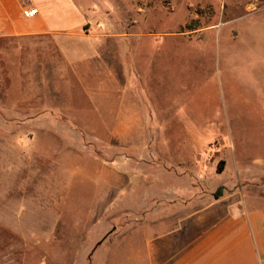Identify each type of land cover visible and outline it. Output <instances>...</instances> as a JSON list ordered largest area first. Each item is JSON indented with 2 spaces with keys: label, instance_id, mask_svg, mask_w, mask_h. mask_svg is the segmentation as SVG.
Instances as JSON below:
<instances>
[{
  "label": "rangeland",
  "instance_id": "374dc122",
  "mask_svg": "<svg viewBox=\"0 0 264 264\" xmlns=\"http://www.w3.org/2000/svg\"><path fill=\"white\" fill-rule=\"evenodd\" d=\"M72 1L93 20L80 72L50 37L0 39V264H145L150 195L264 182V0ZM179 163L197 177L148 189L146 165Z\"/></svg>",
  "mask_w": 264,
  "mask_h": 264
},
{
  "label": "crops",
  "instance_id": "0c3cea01",
  "mask_svg": "<svg viewBox=\"0 0 264 264\" xmlns=\"http://www.w3.org/2000/svg\"><path fill=\"white\" fill-rule=\"evenodd\" d=\"M34 1L28 0L27 6L36 8L37 14L26 17L24 0H0V39L50 37L64 62L80 72L83 62L95 52L93 43L84 45L88 35L83 30L92 18L72 0H65L66 14L62 16L49 11L50 0H36L41 6L46 2V11H40ZM60 26L67 31H60ZM110 84L120 88L117 78ZM106 85L98 83V87ZM4 107L2 115L10 117L8 121L25 120L21 104ZM138 116L130 115L129 122L139 121ZM168 167L146 165L149 190L155 186L151 176L156 173L189 181L199 170L197 163H179V172ZM244 176L224 182L226 189L218 198L173 190L150 195L142 215L145 264H264V182Z\"/></svg>",
  "mask_w": 264,
  "mask_h": 264
},
{
  "label": "built area",
  "instance_id": "2783aa9c",
  "mask_svg": "<svg viewBox=\"0 0 264 264\" xmlns=\"http://www.w3.org/2000/svg\"><path fill=\"white\" fill-rule=\"evenodd\" d=\"M24 2L26 3V6L28 5V0H24ZM23 14H24V16H26V17H29V16H33V15H36L37 14V9L36 8H34V7H25L24 9H23Z\"/></svg>",
  "mask_w": 264,
  "mask_h": 264
},
{
  "label": "trees",
  "instance_id": "16d2710c",
  "mask_svg": "<svg viewBox=\"0 0 264 264\" xmlns=\"http://www.w3.org/2000/svg\"><path fill=\"white\" fill-rule=\"evenodd\" d=\"M220 170V169H219ZM222 188H218L217 192L214 194L215 198H218L220 196V192H221Z\"/></svg>",
  "mask_w": 264,
  "mask_h": 264
}]
</instances>
